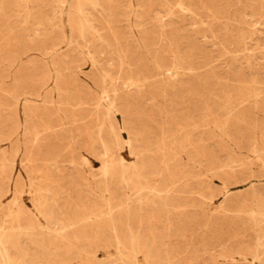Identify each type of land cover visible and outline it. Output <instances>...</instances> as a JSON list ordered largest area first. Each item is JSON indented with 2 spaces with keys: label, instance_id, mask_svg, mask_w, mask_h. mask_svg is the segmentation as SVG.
I'll list each match as a JSON object with an SVG mask.
<instances>
[{
  "label": "rangeland",
  "instance_id": "obj_1",
  "mask_svg": "<svg viewBox=\"0 0 264 264\" xmlns=\"http://www.w3.org/2000/svg\"><path fill=\"white\" fill-rule=\"evenodd\" d=\"M0 246L264 264V0H0Z\"/></svg>",
  "mask_w": 264,
  "mask_h": 264
},
{
  "label": "bare ground",
  "instance_id": "obj_2",
  "mask_svg": "<svg viewBox=\"0 0 264 264\" xmlns=\"http://www.w3.org/2000/svg\"><path fill=\"white\" fill-rule=\"evenodd\" d=\"M122 173H123V172H122ZM2 233H3V232H2ZM132 247H133V246H132ZM141 247H142V246H141ZM0 248H1V246H0ZM2 248H5V247H2ZM5 249H6V248H5ZM1 250H2V249H1ZM1 250H0V251H1ZM1 252H2V251H1ZM4 253H5V252H4ZM4 256H5V254H4ZM4 256H3V257H4ZM3 257H2V258H3ZM2 258H1V259H2ZM4 258H5V257H4ZM5 259H6V258H5ZM2 264H3V263H2Z\"/></svg>",
  "mask_w": 264,
  "mask_h": 264
}]
</instances>
